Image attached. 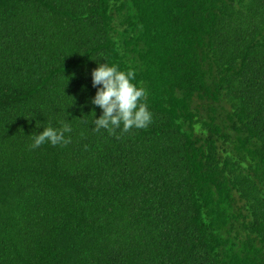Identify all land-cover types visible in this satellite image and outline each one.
Segmentation results:
<instances>
[{"label":"trees","instance_id":"trees-1","mask_svg":"<svg viewBox=\"0 0 264 264\" xmlns=\"http://www.w3.org/2000/svg\"><path fill=\"white\" fill-rule=\"evenodd\" d=\"M104 62L146 129L93 131ZM0 264H264V0H0Z\"/></svg>","mask_w":264,"mask_h":264},{"label":"clouds","instance_id":"clouds-1","mask_svg":"<svg viewBox=\"0 0 264 264\" xmlns=\"http://www.w3.org/2000/svg\"><path fill=\"white\" fill-rule=\"evenodd\" d=\"M135 78L134 71H122L106 62L91 72L92 87L96 89L91 103L102 110V115L94 120L93 131L103 129L112 135L117 129L129 132L146 129L152 123L153 114L145 102L147 92L133 83ZM71 131L67 122L61 128L49 126L33 137L31 147L38 148L46 143L54 147L67 144L69 139L65 134Z\"/></svg>","mask_w":264,"mask_h":264}]
</instances>
